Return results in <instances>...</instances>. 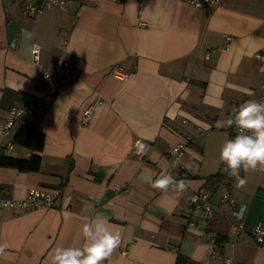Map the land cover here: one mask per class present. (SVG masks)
<instances>
[{
  "label": "crops",
  "instance_id": "crops-1",
  "mask_svg": "<svg viewBox=\"0 0 264 264\" xmlns=\"http://www.w3.org/2000/svg\"><path fill=\"white\" fill-rule=\"evenodd\" d=\"M27 1L0 0V111L29 105L44 145L39 170L0 167V188L21 198L44 187L55 203L3 213L0 264H51L55 248L82 246V227L96 217L107 218L121 240L104 264H177L178 256L196 264H264L252 235L231 230L233 209L220 200L225 185L213 191L208 218L190 201L192 191L209 189L205 177L221 170L247 204L246 226L264 225V171L241 170V187L219 159L224 141L237 134L226 120L261 93L264 64L256 53L264 52V0H222L212 12L183 0H68L34 16ZM225 35L232 36L227 45ZM59 60L76 65L81 77L45 103L42 73ZM114 64L125 78L111 74ZM187 138L173 168L169 149ZM31 153L15 144L10 155ZM162 171L185 180L186 190L154 188L148 178Z\"/></svg>",
  "mask_w": 264,
  "mask_h": 264
},
{
  "label": "built area",
  "instance_id": "built-area-1",
  "mask_svg": "<svg viewBox=\"0 0 264 264\" xmlns=\"http://www.w3.org/2000/svg\"><path fill=\"white\" fill-rule=\"evenodd\" d=\"M68 0H28L26 7L30 15L34 16L38 13H42L46 9L56 8L63 9ZM109 1H122V0H109ZM196 7L201 8L206 12H212L220 6L222 0H183ZM232 39V36L225 35L224 45H227L228 42ZM40 47L38 44H34L32 47V54L34 58L38 56ZM207 57L210 55V51L207 52ZM256 56L262 60L264 64V52L258 51ZM79 68L76 65H73L68 60H59L56 64L47 68L42 73V79L47 81L43 85V95L40 100L48 103L54 96V94L65 84L71 81H75L81 77V74L78 72ZM264 72V68H263ZM111 74L116 78L123 79L126 77V71L120 64H114L111 68ZM264 100V82L262 84L261 93L259 98L256 101ZM248 100H243L236 106L238 109L239 105ZM93 113V104H88L82 111L81 121L87 123ZM36 119V115L33 109L29 105H13L6 112L0 111V153L8 154L14 148L15 143L12 141V135L14 130L27 121H33ZM233 131L237 133V129L233 126ZM188 138L176 143L169 149L171 156L177 160L181 159L185 154ZM140 145L144 144L140 139H136L134 146H137V152L140 151ZM259 167V166H258ZM260 168V167H259ZM220 200L225 202L227 205L232 207L233 212H237L241 205L246 206L245 201L238 199L229 189H224L220 194ZM190 201L193 206V211L202 217H210L214 213V201H213V192L209 189H197L190 193ZM55 203L54 193L44 187H32L30 188L25 196L21 198L4 196L0 193V218L5 211H11L14 214H21L24 211L29 209H42L52 207ZM246 212V211H245ZM245 212L241 219H237L234 216L235 220L231 224V230L235 233H239L243 230H247L254 240L264 248V225L262 223H256L251 226H246L245 222ZM192 224V222L190 223ZM124 252L126 250L124 249Z\"/></svg>",
  "mask_w": 264,
  "mask_h": 264
},
{
  "label": "clouds",
  "instance_id": "clouds-1",
  "mask_svg": "<svg viewBox=\"0 0 264 264\" xmlns=\"http://www.w3.org/2000/svg\"><path fill=\"white\" fill-rule=\"evenodd\" d=\"M225 124L235 127L237 134L226 139L221 146L219 159L226 166L229 174L238 179V186L245 184L240 179V171L256 170L259 166L264 170V100H248L234 109L231 118ZM144 146L140 145L137 154H143ZM181 163L178 158L173 162L175 168ZM148 182L154 188L167 191L172 188L182 193L187 188L185 180H176L171 174L161 172L154 180L149 177ZM246 206L233 213L237 219L243 217ZM84 242L80 247H57L51 254V264H104L109 260L114 250L120 245L118 233L109 230L107 218L96 217L82 227ZM6 245H0V253Z\"/></svg>",
  "mask_w": 264,
  "mask_h": 264
},
{
  "label": "trees",
  "instance_id": "trees-1",
  "mask_svg": "<svg viewBox=\"0 0 264 264\" xmlns=\"http://www.w3.org/2000/svg\"><path fill=\"white\" fill-rule=\"evenodd\" d=\"M12 141L16 145L30 150L32 153L26 158L12 156L10 153H0V167H10L22 172L39 170L41 164L39 152L44 145V134L37 130L35 123L33 121H27L18 125L12 135ZM230 183L231 177L221 170H218L205 177L204 186L213 192L217 190L220 185H225L229 189ZM176 263L196 264L195 261L182 256L177 257Z\"/></svg>",
  "mask_w": 264,
  "mask_h": 264
},
{
  "label": "water",
  "instance_id": "water-1",
  "mask_svg": "<svg viewBox=\"0 0 264 264\" xmlns=\"http://www.w3.org/2000/svg\"><path fill=\"white\" fill-rule=\"evenodd\" d=\"M17 23L14 20H11L8 23V39L10 44H15V36H16Z\"/></svg>",
  "mask_w": 264,
  "mask_h": 264
},
{
  "label": "rangeland",
  "instance_id": "rangeland-1",
  "mask_svg": "<svg viewBox=\"0 0 264 264\" xmlns=\"http://www.w3.org/2000/svg\"><path fill=\"white\" fill-rule=\"evenodd\" d=\"M261 2H263V0H254V3H260L261 4ZM13 150V149H12ZM11 150V151H12ZM257 169H259V170H262V169H260L259 167H257ZM262 171H264V170H262ZM37 188V187H36ZM30 189V188H29ZM0 193L2 194V195H6V194H4L3 193V191H2V189L0 188ZM6 196H8V195H6ZM25 196V195H24ZM11 197H13V196H11ZM23 213V212H22Z\"/></svg>",
  "mask_w": 264,
  "mask_h": 264
}]
</instances>
